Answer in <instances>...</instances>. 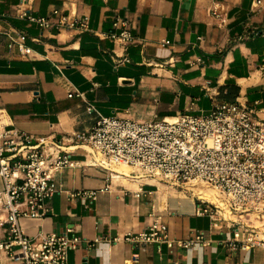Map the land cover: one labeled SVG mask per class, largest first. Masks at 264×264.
Listing matches in <instances>:
<instances>
[{"label":"crops","instance_id":"obj_1","mask_svg":"<svg viewBox=\"0 0 264 264\" xmlns=\"http://www.w3.org/2000/svg\"><path fill=\"white\" fill-rule=\"evenodd\" d=\"M18 9L87 15L88 30L40 27ZM117 20L133 42L109 36L123 30ZM4 32H23L29 52L9 47ZM73 89L83 97H68ZM87 102L103 116L135 121L205 115L239 102L264 120V0H0V125L61 138L72 162L53 176L47 213L20 218L24 232L71 229L80 242L65 264H264V248L228 244L229 221L196 212L209 204L193 189L140 177L133 167L128 174L103 169L87 144L67 139L94 124ZM83 191L95 198L75 194ZM155 219L171 246L122 240L148 232ZM198 234L201 241L181 244ZM113 237L121 240L107 241ZM0 264L20 263L0 250Z\"/></svg>","mask_w":264,"mask_h":264},{"label":"built area","instance_id":"obj_2","mask_svg":"<svg viewBox=\"0 0 264 264\" xmlns=\"http://www.w3.org/2000/svg\"><path fill=\"white\" fill-rule=\"evenodd\" d=\"M213 12L218 16L215 9ZM17 14L40 27L88 30L87 15L77 17L59 9H52L48 16H32L20 9ZM118 22L123 30L109 36L123 45L133 42L125 21L117 20L115 24ZM4 34L9 47L29 52L23 32ZM73 94L83 97L76 89L68 97ZM86 111L96 115L92 127L87 132H74L67 139L87 144L91 154L99 156L96 165L106 170L112 165H129L140 177H153L181 188L202 183L213 186L225 197L227 209L197 197L209 208L196 212L229 221L233 227L229 245L264 248V229L254 225L251 218L253 215L264 221V120L251 107L222 102L205 115L181 113L149 121L103 116L89 102ZM61 140L0 125V225H5L0 250L20 264H65L68 251L80 242L79 237L67 234L71 229L60 234L38 231L30 236L19 223L22 217L39 218L47 213V200L56 191L54 174L64 166H72ZM75 194L95 198L94 191ZM202 238L198 234L181 244L186 246ZM98 240L100 237L94 242ZM119 240L107 238L110 242ZM122 240L136 244L165 242L168 246L174 243L158 219L148 232L127 233Z\"/></svg>","mask_w":264,"mask_h":264},{"label":"bare ground","instance_id":"obj_3","mask_svg":"<svg viewBox=\"0 0 264 264\" xmlns=\"http://www.w3.org/2000/svg\"><path fill=\"white\" fill-rule=\"evenodd\" d=\"M90 149V148H89ZM93 156H95V159H98V155L97 154H92ZM129 166V165H127ZM131 167V166H129ZM132 168V167H131ZM130 168V169H131ZM115 171L117 172H122L125 174H128L129 171H124V170H120L119 168L115 167L113 168ZM133 169V168H132ZM204 186H195L193 187V191L195 193H197L199 196L205 198L208 201H211L215 204H217L220 207H224L226 208L225 202H224V196L223 194H221L216 188H214L213 186H210L208 184L203 183ZM255 222V221H254ZM257 222V221H256Z\"/></svg>","mask_w":264,"mask_h":264},{"label":"rangeland","instance_id":"obj_4","mask_svg":"<svg viewBox=\"0 0 264 264\" xmlns=\"http://www.w3.org/2000/svg\"><path fill=\"white\" fill-rule=\"evenodd\" d=\"M112 168H119L120 170H124V171H129L131 167L125 165V164H117V165H112L111 166ZM195 186H204L203 183L202 184H197ZM195 186H190V185H187L186 188L189 189V190H192L193 187ZM192 192V191H191ZM224 202H225V197H224ZM226 205V204H225ZM227 209V207L225 208ZM234 217V216H232ZM251 218H252V223L254 225H262L261 227H259V229H264V221H261L259 219H257L256 217H254L253 215H251ZM255 221V222H254ZM257 221V222H256Z\"/></svg>","mask_w":264,"mask_h":264}]
</instances>
